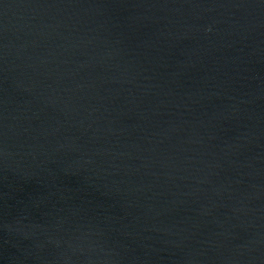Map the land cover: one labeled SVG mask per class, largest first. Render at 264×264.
<instances>
[{"label": "water", "instance_id": "1", "mask_svg": "<svg viewBox=\"0 0 264 264\" xmlns=\"http://www.w3.org/2000/svg\"><path fill=\"white\" fill-rule=\"evenodd\" d=\"M0 264H264V0H0Z\"/></svg>", "mask_w": 264, "mask_h": 264}]
</instances>
